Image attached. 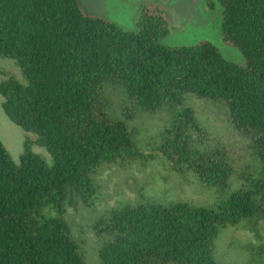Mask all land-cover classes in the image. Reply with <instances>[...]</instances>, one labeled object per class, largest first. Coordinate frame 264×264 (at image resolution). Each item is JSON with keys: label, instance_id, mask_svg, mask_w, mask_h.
Wrapping results in <instances>:
<instances>
[{"label": "trees", "instance_id": "1", "mask_svg": "<svg viewBox=\"0 0 264 264\" xmlns=\"http://www.w3.org/2000/svg\"><path fill=\"white\" fill-rule=\"evenodd\" d=\"M216 1L222 41L241 53L242 64L207 41L163 44L169 29L160 9L126 29L87 14L77 0H0V58L14 59L25 80L0 81L1 107L37 136L26 141L19 164L0 141V264H84L64 214L77 198L93 196L92 175L103 163L161 156L207 185L228 187L231 166L191 110L172 118L154 153L141 152L126 122L101 110L106 83L120 85L146 112L180 104L186 94L225 102L261 169L243 173L245 185L215 207L171 201L112 210L94 226L104 238L102 264H218L212 242L220 228L264 221V0Z\"/></svg>", "mask_w": 264, "mask_h": 264}, {"label": "rangeland", "instance_id": "2", "mask_svg": "<svg viewBox=\"0 0 264 264\" xmlns=\"http://www.w3.org/2000/svg\"><path fill=\"white\" fill-rule=\"evenodd\" d=\"M87 14L110 19L126 29L134 28L140 16L157 9L167 17L169 33L162 39L168 46H188L207 41L215 45L227 60L242 64L241 53L221 38V7L216 0H77ZM214 4L213 7L210 5ZM13 77L25 83L14 59L0 58V81ZM101 110L112 121L126 122L134 147L154 153L160 132L184 109L195 119L208 137L207 143L224 154L231 166L228 187L220 190L201 181L191 171H177L169 160L156 156L148 163L121 161L103 163L92 175L96 191L87 202L77 198L66 206L64 214L72 239L78 246L84 264H102L98 248L104 241L95 231L97 221L125 205L143 202L168 203L189 201L215 207L220 196L245 185L242 174L256 175L261 166L251 152L248 138L238 133L229 122L223 101H213L186 94L180 104L165 103L154 112H146L127 99L120 85L106 83ZM0 141L12 160L19 164L27 140L37 136L11 122L1 107ZM31 150L51 162L47 150L35 143ZM218 264H264V221L244 219L236 225L220 228L212 242Z\"/></svg>", "mask_w": 264, "mask_h": 264}]
</instances>
